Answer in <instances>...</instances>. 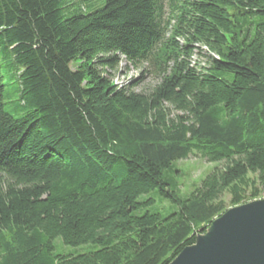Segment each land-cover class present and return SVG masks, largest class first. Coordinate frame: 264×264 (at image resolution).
<instances>
[{
  "label": "trees",
  "instance_id": "16d2710c",
  "mask_svg": "<svg viewBox=\"0 0 264 264\" xmlns=\"http://www.w3.org/2000/svg\"><path fill=\"white\" fill-rule=\"evenodd\" d=\"M79 1L0 0V264H170L264 196V0Z\"/></svg>",
  "mask_w": 264,
  "mask_h": 264
},
{
  "label": "water",
  "instance_id": "95a60500",
  "mask_svg": "<svg viewBox=\"0 0 264 264\" xmlns=\"http://www.w3.org/2000/svg\"><path fill=\"white\" fill-rule=\"evenodd\" d=\"M170 264H264V197L228 209Z\"/></svg>",
  "mask_w": 264,
  "mask_h": 264
},
{
  "label": "rangeland",
  "instance_id": "374dc122",
  "mask_svg": "<svg viewBox=\"0 0 264 264\" xmlns=\"http://www.w3.org/2000/svg\"><path fill=\"white\" fill-rule=\"evenodd\" d=\"M97 5H104L105 0H96ZM166 3H168V0H165ZM85 4L83 0L79 1V3L76 5V11L82 7ZM166 5V15H168V9ZM193 62H200L204 64L205 57L202 55H194ZM142 69L135 68L131 66L130 64H127L125 61H122L118 68L113 73V81L118 84H130L133 82H136L140 79V73ZM133 81V82H132ZM161 81V79L153 74H147L141 80L139 85L135 88L137 91H147L151 89L153 86L158 84ZM218 163H209L206 160L202 159L197 153L194 155H191L189 158L185 160H180L176 162V167L179 170V174H176V178L178 180L179 184V190L182 194H189L195 187L194 185H199L201 180L210 172L212 171ZM152 195L157 197V202L155 203V208L160 209L162 211H168L173 210L176 206L172 204L170 201L161 198L158 196L155 192L152 193ZM264 197V196H263ZM262 197V198H263ZM229 196H226V200H229ZM154 209V210H156ZM56 245V251L58 252H66V253H75L73 251L76 250V253L82 252V251H89L92 250L94 247L93 245H83L73 248L71 246H66L63 244L62 240L58 238L55 241Z\"/></svg>",
  "mask_w": 264,
  "mask_h": 264
}]
</instances>
